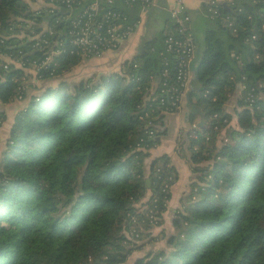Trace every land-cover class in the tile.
Wrapping results in <instances>:
<instances>
[{
  "label": "trees",
  "instance_id": "16d2710c",
  "mask_svg": "<svg viewBox=\"0 0 264 264\" xmlns=\"http://www.w3.org/2000/svg\"><path fill=\"white\" fill-rule=\"evenodd\" d=\"M113 6L130 21L139 17V3ZM206 6L204 49L187 92L205 121L181 142L195 180L172 219L171 248L148 249L134 264H264V0L219 2L212 17ZM49 8L0 0V120L8 117L5 103L16 99L25 73L12 62L4 66L3 53L21 50L41 59L32 35L67 22L63 6ZM226 15L235 32L222 20ZM168 18L119 69L70 82L61 74L85 58L59 53L38 77L55 85L28 81L21 98L27 100L11 109L0 157V264H123L135 247L125 230L135 225L138 239L150 227L136 205L147 191L145 204L162 222L171 195L164 179L172 174L171 184L177 175L166 154L153 157L147 172L144 159L159 140L156 122L170 100L161 89L175 82V57L164 48L175 26ZM236 82L244 91L230 112L224 104ZM232 113L236 127L229 125ZM149 117L153 135L147 134ZM223 127L226 139L216 144ZM131 216L145 217L146 225Z\"/></svg>",
  "mask_w": 264,
  "mask_h": 264
},
{
  "label": "built area",
  "instance_id": "2783aa9c",
  "mask_svg": "<svg viewBox=\"0 0 264 264\" xmlns=\"http://www.w3.org/2000/svg\"><path fill=\"white\" fill-rule=\"evenodd\" d=\"M43 4L49 6L52 11L54 7L63 6L66 10L65 18L67 20L64 27L55 29L54 22L44 25L42 32L32 35V47L42 51L41 59L24 57L25 52L19 50L20 55L5 54L4 66H7L9 61H12L19 66L31 67L34 71V76L37 78L41 74V70L47 69L52 63L54 54L64 53L79 58H89L100 56L102 53L110 50H116L120 47L123 41L139 27L140 16L135 21H130L128 15L123 10L114 7L118 0H42ZM125 4L139 3L142 8H147L155 3V0H120ZM206 10L212 16L218 15V0H206ZM166 10L172 19L174 31L167 32L164 37L165 51L171 53L175 57L174 64V80L175 82L167 89L162 88V91L170 92V100L166 107L167 111L177 110L185 96L189 79H190V64L194 56L195 44L192 36L186 30L184 21L187 16L182 14L179 8L174 6L167 7ZM222 20L231 27L233 32L236 27L233 25L232 19L226 15ZM51 35L53 37L51 38ZM251 37H255L254 34ZM2 54V52H0ZM54 62V61H53ZM167 63V61H165ZM54 68L51 66L50 74ZM167 69L163 70V74ZM24 76V75H23ZM21 77V82L16 89V97L22 98V92L27 88L28 82L24 77ZM252 100L253 93L250 92L247 96ZM162 101V98H161ZM148 135H153L156 131L153 120L147 119ZM140 146V145H138ZM173 175H167L164 179L163 187L165 190L170 188V180ZM152 200H156L155 197ZM149 215H153L154 211L149 208ZM152 217V216H150ZM133 222H137L135 216H131ZM156 222V220H155ZM132 234L138 235V230L133 226Z\"/></svg>",
  "mask_w": 264,
  "mask_h": 264
},
{
  "label": "crops",
  "instance_id": "0c3cea01",
  "mask_svg": "<svg viewBox=\"0 0 264 264\" xmlns=\"http://www.w3.org/2000/svg\"><path fill=\"white\" fill-rule=\"evenodd\" d=\"M219 2L227 3L228 0H218ZM206 0H155V3L147 8H142L138 11L140 16L139 27L122 42L120 47L116 50L106 51L104 57H100L107 63V68L113 67L117 64L121 67L124 61L131 59L137 54L144 46V44L156 37L159 31L166 27L167 19L169 20L167 7L176 6L181 13L187 16L184 21L185 27L188 29V33L192 36L195 44L194 56L190 64V79L185 96L182 100L181 106L175 111H163L160 113V117L156 122L157 129L160 130L159 140L153 146L148 148L149 155L145 157V171H148L149 161L158 155L166 154L169 158V163L174 166L177 178L170 188L171 197L174 193V189L180 186V181L184 179L185 174L188 173L190 164L188 159L183 153L181 142L186 139V135H195L196 126L200 124V115L197 112L192 111V105L196 104L202 111L201 106L195 102L193 97L191 100L187 96V92L190 91L196 84L195 78L197 76V66L200 62L203 49V30L206 26L208 19L204 15V7ZM177 4V5H176ZM201 21L205 23L201 25ZM113 68L112 70H114ZM239 83V84H238ZM244 84L242 82H236L235 89L229 95V98L224 104L226 110L232 112L236 101L243 94ZM203 114V111H202ZM204 114H203V121ZM229 125L236 127V115L232 113ZM226 128H221L215 135V143L220 144L222 140L226 139ZM184 147V146H183ZM147 161V162H146ZM194 175V173H192ZM167 209H171L167 206ZM172 210V209H171ZM164 213V212H163ZM165 215V214H163ZM164 217V216H163Z\"/></svg>",
  "mask_w": 264,
  "mask_h": 264
},
{
  "label": "rangeland",
  "instance_id": "374dc122",
  "mask_svg": "<svg viewBox=\"0 0 264 264\" xmlns=\"http://www.w3.org/2000/svg\"><path fill=\"white\" fill-rule=\"evenodd\" d=\"M28 3L32 8H35V7H39L40 5H42L43 1L42 0H28ZM201 25L205 26V23L201 21ZM104 56L105 54L102 53L100 56L85 58L79 61L76 65L72 66L69 70L61 74V77L67 81L72 82V81H78L80 78H84L88 75H93L95 77V75L100 71L107 72L109 70H112L113 68L115 69L120 68L119 64L113 67L107 68V63H104V61L100 59V57L102 58ZM9 62H12V61H9ZM14 64L16 66H19L18 63L16 64L14 62ZM24 70H25V73L23 77L25 78L27 82L31 81L34 84H40L42 86H46L47 84L55 85L56 83V80L54 79H51L48 81H42V83H40L41 81L40 79L34 78L35 73L31 67H24ZM27 92H28L27 95H29L33 91L31 88H28ZM27 98L28 97H26L24 101H21L20 98L16 97V99L14 98L10 102L5 103L6 109L9 110V113H7L8 114L7 118L0 120V157L2 156V152L5 148V139L7 137V132H8L9 126L14 116V113H13L14 111H11V109H13V107L17 105L18 103L25 102ZM204 163H206V161H203L199 164H204ZM188 164H190L189 161H188ZM192 173L193 172L191 168H189L188 173L185 174L184 176V179L180 181L181 182L180 186L174 189V193H172L173 194L172 197L170 195V198L167 200V206H170L172 210L166 209L163 211L164 213L162 212V217H161L162 222L161 223L158 224L157 222H155V220L159 219L158 216L155 214V211L153 215H149L148 213L149 208L145 204V201L147 200V197L149 195L148 191L146 192V195L141 199V201H139L136 204L138 207L137 211H139L140 213L145 212L148 214L150 227L147 226L146 228H144L145 232H148V233L140 236L138 239H136L137 236L132 234V229L134 228L133 227L134 225H130L131 227L125 230L126 236L130 238V242L128 243V245L135 246V247L132 249V251L130 252L126 261L123 264H134V260L138 256L145 254V252L148 249H155L157 247H163L166 250H168L169 248H171L172 245L166 242V238H167V235L175 232V228L172 224V219L177 211L176 208L178 209L182 208L181 202H183L184 195L189 191L190 182L195 180ZM175 180L170 184V188L172 187V184L175 182ZM136 224H139V225L141 224V226L146 225L145 217L138 219Z\"/></svg>",
  "mask_w": 264,
  "mask_h": 264
},
{
  "label": "water",
  "instance_id": "95a60500",
  "mask_svg": "<svg viewBox=\"0 0 264 264\" xmlns=\"http://www.w3.org/2000/svg\"><path fill=\"white\" fill-rule=\"evenodd\" d=\"M224 4H225V2H224ZM239 84V83H238ZM192 111L193 112H197L199 115H200V117H201V119H200V124L202 123V121H203V114H202V111L198 108V106L196 105V104H193L192 105Z\"/></svg>",
  "mask_w": 264,
  "mask_h": 264
}]
</instances>
